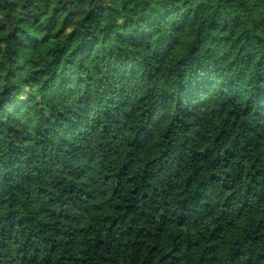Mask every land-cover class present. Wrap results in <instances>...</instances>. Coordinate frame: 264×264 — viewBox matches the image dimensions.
<instances>
[{
    "label": "clouds",
    "instance_id": "obj_1",
    "mask_svg": "<svg viewBox=\"0 0 264 264\" xmlns=\"http://www.w3.org/2000/svg\"><path fill=\"white\" fill-rule=\"evenodd\" d=\"M0 264H264V0H0Z\"/></svg>",
    "mask_w": 264,
    "mask_h": 264
},
{
    "label": "trees",
    "instance_id": "obj_2",
    "mask_svg": "<svg viewBox=\"0 0 264 264\" xmlns=\"http://www.w3.org/2000/svg\"><path fill=\"white\" fill-rule=\"evenodd\" d=\"M26 259H28L30 261L31 260V256L26 257Z\"/></svg>",
    "mask_w": 264,
    "mask_h": 264
}]
</instances>
